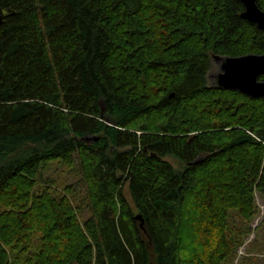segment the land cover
Instances as JSON below:
<instances>
[{
    "label": "trees",
    "instance_id": "obj_1",
    "mask_svg": "<svg viewBox=\"0 0 264 264\" xmlns=\"http://www.w3.org/2000/svg\"><path fill=\"white\" fill-rule=\"evenodd\" d=\"M244 11L0 0V264H233L264 198V100L208 77L264 54Z\"/></svg>",
    "mask_w": 264,
    "mask_h": 264
},
{
    "label": "water",
    "instance_id": "obj_2",
    "mask_svg": "<svg viewBox=\"0 0 264 264\" xmlns=\"http://www.w3.org/2000/svg\"><path fill=\"white\" fill-rule=\"evenodd\" d=\"M245 11L241 18L255 24L259 30L264 31V11L257 0H238ZM213 60L220 66V72L215 76L213 87L226 91L239 92L251 99L264 100V54L246 55L242 57L214 56ZM86 141H90L88 138Z\"/></svg>",
    "mask_w": 264,
    "mask_h": 264
},
{
    "label": "rangeland",
    "instance_id": "obj_3",
    "mask_svg": "<svg viewBox=\"0 0 264 264\" xmlns=\"http://www.w3.org/2000/svg\"><path fill=\"white\" fill-rule=\"evenodd\" d=\"M220 66L213 60L212 70L209 73L208 83L215 85L214 76L219 74ZM179 171L180 167L173 157L167 158ZM125 194L131 202V196L128 188H125ZM132 203V202H131ZM256 203L259 213L252 222L253 232L246 239L244 244L238 248L233 264H264V198L256 195Z\"/></svg>",
    "mask_w": 264,
    "mask_h": 264
},
{
    "label": "flooded vegetation",
    "instance_id": "obj_4",
    "mask_svg": "<svg viewBox=\"0 0 264 264\" xmlns=\"http://www.w3.org/2000/svg\"><path fill=\"white\" fill-rule=\"evenodd\" d=\"M214 79H215V82H216V78H215V76H214Z\"/></svg>",
    "mask_w": 264,
    "mask_h": 264
}]
</instances>
